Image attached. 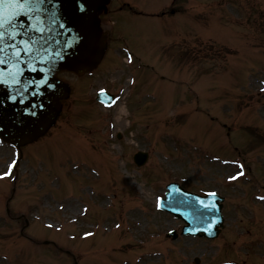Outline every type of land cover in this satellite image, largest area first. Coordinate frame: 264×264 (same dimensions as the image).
Here are the masks:
<instances>
[{"label": "rangeland", "instance_id": "obj_1", "mask_svg": "<svg viewBox=\"0 0 264 264\" xmlns=\"http://www.w3.org/2000/svg\"><path fill=\"white\" fill-rule=\"evenodd\" d=\"M115 1L108 15H115L131 57L153 67L135 63L133 95L120 89L118 104L96 106L98 88L128 83L124 48L111 38L94 75L60 74L72 93L53 128L19 157L0 143V173L18 161L14 176L0 179V264L264 262V201L250 190L264 194V0ZM161 11L171 20H150ZM109 27L113 37L117 30ZM137 150L149 153L139 168L132 163ZM239 160L244 169L231 181ZM171 180L224 196L227 226L216 239L165 237L181 227L155 206ZM99 191L114 194L112 203L96 205L101 197L93 204ZM90 230L94 235L82 236Z\"/></svg>", "mask_w": 264, "mask_h": 264}, {"label": "water", "instance_id": "obj_2", "mask_svg": "<svg viewBox=\"0 0 264 264\" xmlns=\"http://www.w3.org/2000/svg\"><path fill=\"white\" fill-rule=\"evenodd\" d=\"M107 1L43 0L40 4L32 3L31 10L25 8L22 15H14L20 9L9 4L8 0L0 3V23L3 24V27H0V33H3L0 37V60L13 55L12 62L7 64L5 75L11 80L12 77H17L16 74H20L23 79L28 78L26 80L29 81L26 85L17 83L11 87L3 80L0 71L1 134L10 139L25 141L32 139L45 128L51 118L49 109L54 105L48 108L40 107L52 103L49 102L47 93L49 81L52 79H45L47 84L43 89L35 88L34 84L47 68H55L64 62L72 61L78 68L90 69L97 63L103 52V40L96 36L97 32L100 33L98 14ZM37 18H43V21L39 23ZM16 52L20 55L17 56ZM2 64L0 63V66ZM29 91L33 92L28 93ZM30 97H39L42 106L33 103L32 107H28L29 112H26L24 101L28 103ZM28 113H31V116L26 121L16 122L18 118L29 115ZM213 206L211 202L203 204L199 212L202 209L212 214ZM177 212L187 219L190 225L199 226L193 230L212 234L213 223L207 225L208 230L205 229L204 219L196 213L195 202H187L186 209Z\"/></svg>", "mask_w": 264, "mask_h": 264}, {"label": "snow or ice", "instance_id": "obj_3", "mask_svg": "<svg viewBox=\"0 0 264 264\" xmlns=\"http://www.w3.org/2000/svg\"><path fill=\"white\" fill-rule=\"evenodd\" d=\"M8 2H9V4L15 5L16 7H18V8L20 9V11L14 13V15H22V14H24V9H25V8H29V10H31V9H30V5H31L32 3L40 4V3H43V0H8ZM0 3H4V0H0ZM81 10H83V9H81ZM10 19H11V18H10ZM0 27H3V24H2V23H0ZM2 36H3V33H0V37H2ZM15 54H16L17 56L20 55L19 52H16ZM0 63H3V61L0 60ZM14 163H15V162H13L12 165H9V172L4 173L3 175H0V179L4 178L5 176H7V175L10 174V169H11V167L14 166ZM241 174H242V173H241ZM235 178H236V177H232V179H235ZM261 199H264V197H261ZM205 207H207V206H205Z\"/></svg>", "mask_w": 264, "mask_h": 264}, {"label": "bare ground", "instance_id": "obj_4", "mask_svg": "<svg viewBox=\"0 0 264 264\" xmlns=\"http://www.w3.org/2000/svg\"><path fill=\"white\" fill-rule=\"evenodd\" d=\"M96 36L97 37H100V33L97 32L96 33ZM48 107H50V106H47V108ZM116 112H117V114H118L119 117H121V115H123L125 113V111H124V109H123V107L121 105H118L117 106Z\"/></svg>", "mask_w": 264, "mask_h": 264}]
</instances>
